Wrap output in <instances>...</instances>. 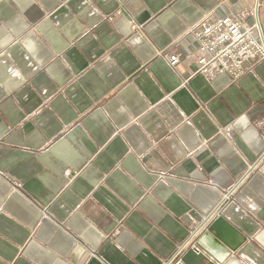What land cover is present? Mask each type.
<instances>
[{
	"label": "crops",
	"instance_id": "crops-1",
	"mask_svg": "<svg viewBox=\"0 0 264 264\" xmlns=\"http://www.w3.org/2000/svg\"><path fill=\"white\" fill-rule=\"evenodd\" d=\"M208 17L264 40V0H0V264H176L218 216L264 264V60L198 73Z\"/></svg>",
	"mask_w": 264,
	"mask_h": 264
},
{
	"label": "built area",
	"instance_id": "built-area-1",
	"mask_svg": "<svg viewBox=\"0 0 264 264\" xmlns=\"http://www.w3.org/2000/svg\"><path fill=\"white\" fill-rule=\"evenodd\" d=\"M259 26H245L231 17L205 18L194 30L197 43V72L211 78L228 74L241 78L264 60V40L255 33ZM179 56L170 57L172 66L179 64ZM196 233L190 234L188 243Z\"/></svg>",
	"mask_w": 264,
	"mask_h": 264
},
{
	"label": "water",
	"instance_id": "water-1",
	"mask_svg": "<svg viewBox=\"0 0 264 264\" xmlns=\"http://www.w3.org/2000/svg\"><path fill=\"white\" fill-rule=\"evenodd\" d=\"M246 241L238 228L218 216L201 229L194 246L183 250L176 264H225Z\"/></svg>",
	"mask_w": 264,
	"mask_h": 264
}]
</instances>
